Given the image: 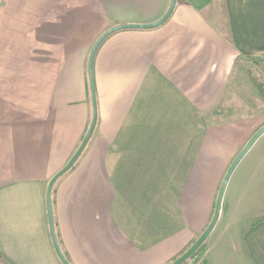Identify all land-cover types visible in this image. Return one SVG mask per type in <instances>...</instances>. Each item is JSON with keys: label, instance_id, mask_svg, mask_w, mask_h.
Here are the masks:
<instances>
[{"label": "crops", "instance_id": "1", "mask_svg": "<svg viewBox=\"0 0 264 264\" xmlns=\"http://www.w3.org/2000/svg\"><path fill=\"white\" fill-rule=\"evenodd\" d=\"M21 2L10 28L22 32L29 17V45H0V264H61L45 196L92 120L90 49L113 26L158 21L170 0ZM241 57L264 60V0H176L159 28L101 44L93 134L51 193L69 264H170L197 240L247 143L207 114ZM193 262L264 264V134L234 170Z\"/></svg>", "mask_w": 264, "mask_h": 264}, {"label": "rangeland", "instance_id": "2", "mask_svg": "<svg viewBox=\"0 0 264 264\" xmlns=\"http://www.w3.org/2000/svg\"><path fill=\"white\" fill-rule=\"evenodd\" d=\"M15 3L16 0H3L0 5V45L26 48L29 45V17L23 19L22 32H12L10 28L18 19L12 9L25 6L24 2L17 6ZM5 51L10 49H2L1 54L4 55ZM207 114L215 129L230 133L231 140L238 142L240 147L244 145L264 125V63L239 60L223 94Z\"/></svg>", "mask_w": 264, "mask_h": 264}, {"label": "water", "instance_id": "3", "mask_svg": "<svg viewBox=\"0 0 264 264\" xmlns=\"http://www.w3.org/2000/svg\"><path fill=\"white\" fill-rule=\"evenodd\" d=\"M2 0H0L1 3ZM176 0H170L169 7L165 14L156 22L150 23V24H124V25H116L111 27L110 29L103 32L93 43L88 60H87V78H88V87H89V93H90V99L92 104V120L90 122L89 128L81 141L79 147L75 151V153L72 155V157L69 159V161L66 163V165L58 171L49 181L46 189V212H47V219H48V225H49V232L51 241L53 244L54 251L60 260L61 264H69V262L66 260L65 256L63 255L59 244L57 242V237L54 230V223H53V213H52V201H51V193L54 184L63 176L65 175L78 161L81 154L85 150L92 134L95 128L96 120H97V111H96V100H95V88H94V80H93V64L94 59L97 50L101 46V44L112 34H115L120 31H128V30H153L156 28H159L162 26L171 16L174 7H175ZM264 134V125L260 127L247 141V143L244 145V147L241 149V151L237 154V156L234 158V160L229 165L218 190L215 205H214V211L213 216L205 228V230L201 233V235L197 238V240L177 259H175L170 264H184L188 260H190L193 255L205 244L209 236L214 231L217 222L220 218L221 213V207H222V201L223 196L225 193V190L227 188L228 182L236 169V167L239 165L241 160L245 157V155L250 151V149L253 147V145L258 141V139Z\"/></svg>", "mask_w": 264, "mask_h": 264}, {"label": "trees", "instance_id": "4", "mask_svg": "<svg viewBox=\"0 0 264 264\" xmlns=\"http://www.w3.org/2000/svg\"><path fill=\"white\" fill-rule=\"evenodd\" d=\"M241 60H243V61H247V62H252V63H264V60H261V59H255V58H252V57H246V58H243V57H241L240 58ZM204 252H205V247H204V245L193 255V257L192 258H194V257H201L203 254H204Z\"/></svg>", "mask_w": 264, "mask_h": 264}, {"label": "built area", "instance_id": "5", "mask_svg": "<svg viewBox=\"0 0 264 264\" xmlns=\"http://www.w3.org/2000/svg\"><path fill=\"white\" fill-rule=\"evenodd\" d=\"M193 261V260H192ZM191 260H188L187 262H185L184 264H194Z\"/></svg>", "mask_w": 264, "mask_h": 264}]
</instances>
